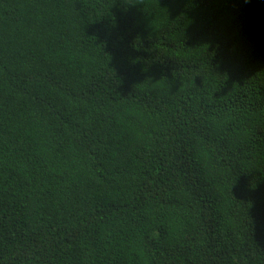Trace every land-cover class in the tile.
Segmentation results:
<instances>
[{
  "label": "trees",
  "instance_id": "1",
  "mask_svg": "<svg viewBox=\"0 0 264 264\" xmlns=\"http://www.w3.org/2000/svg\"><path fill=\"white\" fill-rule=\"evenodd\" d=\"M0 264H264V0H0Z\"/></svg>",
  "mask_w": 264,
  "mask_h": 264
},
{
  "label": "clouds",
  "instance_id": "2",
  "mask_svg": "<svg viewBox=\"0 0 264 264\" xmlns=\"http://www.w3.org/2000/svg\"><path fill=\"white\" fill-rule=\"evenodd\" d=\"M119 2H120V0H119ZM120 5H121V7L123 8V10L126 12L127 11V9H128V7L129 6H133V4H131V3H120ZM114 25V24H113ZM133 43H134V38H133V40H132V42H131V44H130V47L134 50V48H133ZM138 44H140V45H142V42H141V40L139 41V42H137ZM249 172H251V171H249ZM248 172V173H249Z\"/></svg>",
  "mask_w": 264,
  "mask_h": 264
}]
</instances>
